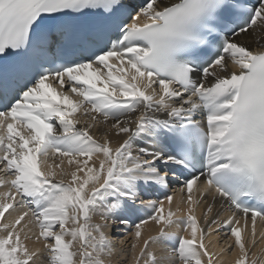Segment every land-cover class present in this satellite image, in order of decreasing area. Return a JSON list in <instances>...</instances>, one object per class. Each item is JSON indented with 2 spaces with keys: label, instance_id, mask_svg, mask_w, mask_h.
Segmentation results:
<instances>
[{
  "label": "snow or ice",
  "instance_id": "obj_1",
  "mask_svg": "<svg viewBox=\"0 0 264 264\" xmlns=\"http://www.w3.org/2000/svg\"><path fill=\"white\" fill-rule=\"evenodd\" d=\"M0 166V264H257L264 0H0Z\"/></svg>",
  "mask_w": 264,
  "mask_h": 264
},
{
  "label": "bare ground",
  "instance_id": "obj_2",
  "mask_svg": "<svg viewBox=\"0 0 264 264\" xmlns=\"http://www.w3.org/2000/svg\"><path fill=\"white\" fill-rule=\"evenodd\" d=\"M260 32L259 29L256 30V33L251 36V37H244L241 36L240 39L246 43H249L251 45V48L253 50H256L258 48V45L254 42L256 40H259L260 38ZM78 118L81 120V125H77V127H81L83 125V122L85 120H87L88 118L84 115L78 114ZM113 141L115 143V138H113ZM49 163H54L52 158H49ZM2 167V166H0ZM0 177H3L2 172H0ZM0 191H4L1 190ZM170 193H173L172 190H170ZM168 193V195H172ZM159 196H155V198L152 199H163L164 196L162 193H159ZM174 197V202L172 205V209L173 211H175L176 205L180 203L181 201V194L177 193H173L172 195ZM144 199H148L147 196L144 197ZM168 211V204L165 201V213ZM151 212V209H147L146 211L140 213L141 216H143L144 218L148 217V214ZM182 213H177V215H181ZM229 213L225 212L224 215H228ZM196 215L199 218L201 215V210L197 209L196 211ZM93 222H99V218L95 217L93 219ZM248 227L251 228V221H248ZM183 226L180 224L174 225L170 228L166 229V232L169 233H176L178 235H183V231H182ZM255 229H256V235H255V241H256V246L254 248H252L251 243H249L247 245V247H249L251 249V255L249 257V259H253L255 258L257 260V264H264V220H261L259 218H257L256 221V225H255ZM158 230H159V226L156 225L154 222L149 221L147 224L143 225V229H142V239L147 238L148 236H157L158 234ZM226 231V230H225ZM129 233H134V227H132L131 225H129L127 228H122L121 231L119 233H117L116 235L119 236L120 238H123L125 235H128ZM134 240V237L129 235L128 236V241L125 242V244L120 245L119 244V239L114 240L113 242L117 245V253L118 255H116L114 257L116 264H132V259H133V251L130 248V242H132ZM175 240H163L161 242H159L158 244H151L150 247L151 249H154L157 251V255H163L165 254L162 250L168 248L170 245L174 244ZM208 243L210 245V250L214 251V252H219L221 249L226 247V243H225V238L223 236L221 237H217L215 235H212L209 237L208 239ZM31 246V244H30ZM136 254H138V249L136 250ZM232 259H233V254H229V253H225L222 257H221V261L220 264H232Z\"/></svg>",
  "mask_w": 264,
  "mask_h": 264
}]
</instances>
